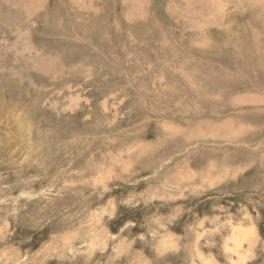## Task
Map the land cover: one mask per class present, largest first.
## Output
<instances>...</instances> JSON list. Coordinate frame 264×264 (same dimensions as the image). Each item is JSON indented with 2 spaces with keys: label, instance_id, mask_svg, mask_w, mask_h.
Instances as JSON below:
<instances>
[{
  "label": "rangeland",
  "instance_id": "1",
  "mask_svg": "<svg viewBox=\"0 0 264 264\" xmlns=\"http://www.w3.org/2000/svg\"><path fill=\"white\" fill-rule=\"evenodd\" d=\"M263 46L264 0H0V264H264Z\"/></svg>",
  "mask_w": 264,
  "mask_h": 264
},
{
  "label": "bare ground",
  "instance_id": "2",
  "mask_svg": "<svg viewBox=\"0 0 264 264\" xmlns=\"http://www.w3.org/2000/svg\"><path fill=\"white\" fill-rule=\"evenodd\" d=\"M254 46V45H253ZM262 47V46H261ZM264 47V46H263ZM251 48V47H250ZM253 52V51H252ZM249 53V52H248ZM260 54V53H259ZM264 55V54H263ZM228 57V56H227ZM229 130V129H228ZM30 138V137H29ZM111 173V172H110Z\"/></svg>",
  "mask_w": 264,
  "mask_h": 264
}]
</instances>
